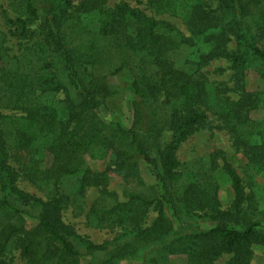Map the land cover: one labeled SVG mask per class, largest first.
Masks as SVG:
<instances>
[{"label": "trees", "instance_id": "1", "mask_svg": "<svg viewBox=\"0 0 264 264\" xmlns=\"http://www.w3.org/2000/svg\"><path fill=\"white\" fill-rule=\"evenodd\" d=\"M16 3L19 14L9 24L20 49L10 55L8 36L0 39V108L9 113L0 115V264H12L15 251L26 264H81L85 257L87 264H171L174 254L186 255L183 264H217L224 256L228 264H252L264 223L246 212L241 176L223 160L233 191L224 210L213 189L194 181L179 186L178 151L218 121L264 171V119L252 117L264 111V91L242 86L248 70L264 84V0H147L154 16L125 3L109 9L100 0ZM166 15L181 19L189 35L158 19ZM91 17L94 25L85 23ZM182 48L200 54L195 72L177 66ZM218 59L236 71L239 97L214 90L201 72ZM123 74L130 79L131 126L116 113L109 123L99 115L121 88L106 80ZM86 156L108 159L107 169H91ZM142 161L154 186L119 200L109 191L111 174L143 184ZM21 177L48 188L46 200L22 190ZM67 178L76 179L81 196L94 188L114 200L88 214L96 226L117 230L111 242L95 244L64 221ZM151 209L157 217L149 225ZM197 218L215 225L181 224Z\"/></svg>", "mask_w": 264, "mask_h": 264}, {"label": "rangeland", "instance_id": "2", "mask_svg": "<svg viewBox=\"0 0 264 264\" xmlns=\"http://www.w3.org/2000/svg\"><path fill=\"white\" fill-rule=\"evenodd\" d=\"M17 0H0V39L3 35L8 36L11 53L15 54L19 47V42L10 34L9 20L18 17L19 12L16 7ZM75 5H79L84 0H72ZM104 3L106 8H113L114 6L125 3L132 8L141 10L149 16H154L155 13L150 8L147 0H100ZM17 4V5H16ZM164 19L172 22L177 26L185 35H189L183 21L179 18L166 16H158V19ZM95 17L85 20V23H92L94 25ZM4 38V37H3ZM2 40V39H1ZM0 40V42H1ZM200 54L196 49L182 48L175 55L174 59L178 67L187 72H195L198 67L196 62ZM13 63V62H12ZM212 84L214 90L220 88H228L230 95L237 97L241 87L237 86L235 79L236 71L233 70L232 65L224 59L212 61L208 66L201 71ZM124 74L120 77H110L106 81L110 86L121 87L114 95V98L107 103L106 106L99 110L100 117L107 123L112 119L113 114L116 113L117 118H121L126 126H131L133 123V111L130 103L131 95L126 89V84L129 80L124 78ZM219 85H223V88ZM247 92H263L264 84L259 75L254 70H248L243 85ZM239 97V96H238ZM9 114L6 110L0 108L1 114ZM254 119H264V111H257L252 113ZM215 120V118H214ZM215 128L211 131L201 130L196 132L185 143H183L178 151V159L181 164L182 177L179 179V186L187 185L189 182H199L214 191H216L221 208L226 210L230 208L233 200V191L230 187L228 178L223 172V160L229 162L241 176L247 195L250 197L248 204H246V212L249 217L254 221L264 223V171L257 166L249 163L242 152L238 151L233 143L232 136L219 125V122L214 121ZM213 157H215L216 164H213ZM86 161L91 169L95 171H104L108 167V159L94 160L86 156ZM47 165L48 162H47ZM140 175L143 184L136 182L128 183L122 178L111 174V184L109 191L116 194L119 200H124L125 193L131 190L145 191L147 187L154 186V178L148 173L146 164L142 161L140 163ZM137 184V185H136ZM19 187L25 192L35 195L40 199L46 200L50 191L44 185L36 186L26 179L21 177L18 182ZM76 179L67 178L64 181L62 189L70 195L71 203L67 205L63 212L64 221L72 225L77 234L88 238L95 244H102L111 242L117 237L116 229L107 227H98L88 219V214L92 206L96 209L110 207L114 204V200L108 197H101L97 189H89L86 194L81 196L77 192ZM247 206H249L247 208ZM157 213L151 209L147 224H151ZM174 223V228L179 229V224ZM185 228L189 226H197L201 229H209L215 225L206 218H197L192 220H184L181 222ZM29 227L35 226L34 222H28ZM254 257L252 264H264V244H256L253 247ZM187 257L183 254H174L170 256L171 264L186 263ZM88 257L81 260V264H87ZM229 257L224 256L217 261V264H228ZM12 264H26L21 258L19 252L13 253ZM117 264H144L139 260H123Z\"/></svg>", "mask_w": 264, "mask_h": 264}]
</instances>
